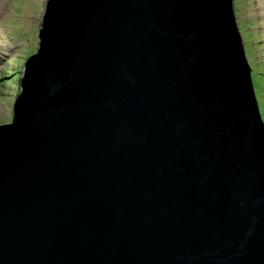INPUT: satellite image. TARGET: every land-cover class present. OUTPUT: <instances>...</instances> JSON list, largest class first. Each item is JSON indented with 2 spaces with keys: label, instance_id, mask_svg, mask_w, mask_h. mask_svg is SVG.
Here are the masks:
<instances>
[{
  "label": "water",
  "instance_id": "obj_1",
  "mask_svg": "<svg viewBox=\"0 0 264 264\" xmlns=\"http://www.w3.org/2000/svg\"><path fill=\"white\" fill-rule=\"evenodd\" d=\"M233 5L46 0L0 126V264H264Z\"/></svg>",
  "mask_w": 264,
  "mask_h": 264
},
{
  "label": "rangeland",
  "instance_id": "obj_2",
  "mask_svg": "<svg viewBox=\"0 0 264 264\" xmlns=\"http://www.w3.org/2000/svg\"><path fill=\"white\" fill-rule=\"evenodd\" d=\"M233 1L245 55L252 69L255 95L264 119V0ZM45 2L0 0V126L12 121L20 89L19 74L28 55L35 54L38 47V29Z\"/></svg>",
  "mask_w": 264,
  "mask_h": 264
},
{
  "label": "trees",
  "instance_id": "obj_3",
  "mask_svg": "<svg viewBox=\"0 0 264 264\" xmlns=\"http://www.w3.org/2000/svg\"><path fill=\"white\" fill-rule=\"evenodd\" d=\"M19 55H21V54H20V52H19ZM30 56H31V54H30V55H28V57H30ZM12 74H13V73H12ZM19 78H20V77H19Z\"/></svg>",
  "mask_w": 264,
  "mask_h": 264
},
{
  "label": "clouds",
  "instance_id": "obj_4",
  "mask_svg": "<svg viewBox=\"0 0 264 264\" xmlns=\"http://www.w3.org/2000/svg\"><path fill=\"white\" fill-rule=\"evenodd\" d=\"M25 64V63H24ZM19 76H20V74H19Z\"/></svg>",
  "mask_w": 264,
  "mask_h": 264
}]
</instances>
